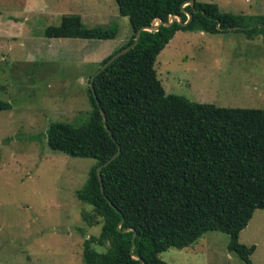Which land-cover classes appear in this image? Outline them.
I'll use <instances>...</instances> for the list:
<instances>
[{
  "label": "trees",
  "instance_id": "trees-1",
  "mask_svg": "<svg viewBox=\"0 0 264 264\" xmlns=\"http://www.w3.org/2000/svg\"><path fill=\"white\" fill-rule=\"evenodd\" d=\"M116 1L134 32L113 54L131 45L142 27L173 16L182 21L143 30L136 47L95 76L97 98L89 86L88 121H53L47 130L52 149L97 160L76 192L93 206L83 211L84 221H102L100 234L84 241V264H170L162 252L189 247L209 231L229 234L228 250L254 264L257 245L239 237L256 210L264 209V108L222 107L167 93L156 61L180 30L242 31L253 39L264 34V14L227 12L198 0ZM117 34V24L88 27L80 15H65L45 31L50 38L106 40ZM11 108L0 99V110ZM119 149L102 168L101 181L98 166ZM107 243L104 252L95 248Z\"/></svg>",
  "mask_w": 264,
  "mask_h": 264
},
{
  "label": "rangeland",
  "instance_id": "rangeland-1",
  "mask_svg": "<svg viewBox=\"0 0 264 264\" xmlns=\"http://www.w3.org/2000/svg\"><path fill=\"white\" fill-rule=\"evenodd\" d=\"M227 12L264 14V0H198ZM65 15L88 27L118 25L113 39L50 38L45 31ZM116 0H0V264H84V241L99 235L83 211L93 206L76 192L97 164L48 144L53 121L82 124L92 103L89 81L102 62L133 35ZM167 93L222 107L264 108V34H210L180 30L156 61ZM45 134L43 138L33 136ZM101 220V218H100ZM256 244L251 258L264 264V209L240 233ZM230 235L209 231L184 249L160 257L170 264H245L228 250ZM105 246L95 245L104 252Z\"/></svg>",
  "mask_w": 264,
  "mask_h": 264
},
{
  "label": "water",
  "instance_id": "water-1",
  "mask_svg": "<svg viewBox=\"0 0 264 264\" xmlns=\"http://www.w3.org/2000/svg\"><path fill=\"white\" fill-rule=\"evenodd\" d=\"M195 0H189L188 1V4L189 3H193ZM191 17V15H190ZM175 20H179V21H182V17L181 16H173L171 18V20L169 22H165V21H161L160 23H154L150 26H145V27H142L139 31H138V34H137V37H136V40L129 46H127L126 48L122 49V50H119L118 52H116L115 54H113L111 56V58L105 62L100 68L99 70L96 72V74L94 76L91 77L90 79V82H89V86L92 90V92L94 93L95 97L97 98V95H96V91H95V87H94V80H95V76L97 74H99L101 71H103L104 69H106L115 59H117L119 56H121L122 54H124L125 52L133 49L134 47H136V45L139 43V40H140V37H141V34L143 32V30H157L161 24H171L172 22H174ZM99 102V101H98ZM100 103V102H99ZM102 114H103V118H104V121H106V113L104 110H102ZM106 127L107 129L110 131V133L113 135V132L112 130L109 128V126L106 124ZM113 138L116 140V138L113 136ZM120 152H121V149H119V151L114 154L109 160H107L105 163H103L101 166H98L97 168V171H98V174H99V177L102 181V168L109 165L112 161H114L119 155H120ZM102 190L104 191V187H103V182H102ZM126 230H133V228H127ZM137 233H135L134 237H136ZM134 248V246H133Z\"/></svg>",
  "mask_w": 264,
  "mask_h": 264
},
{
  "label": "crops",
  "instance_id": "crops-1",
  "mask_svg": "<svg viewBox=\"0 0 264 264\" xmlns=\"http://www.w3.org/2000/svg\"><path fill=\"white\" fill-rule=\"evenodd\" d=\"M251 221H253V218L251 219Z\"/></svg>",
  "mask_w": 264,
  "mask_h": 264
}]
</instances>
